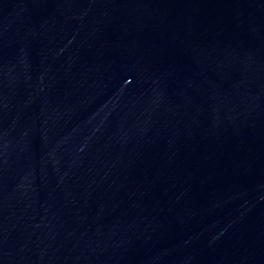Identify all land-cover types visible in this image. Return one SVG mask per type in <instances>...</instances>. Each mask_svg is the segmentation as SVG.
I'll use <instances>...</instances> for the list:
<instances>
[{
	"label": "water",
	"instance_id": "95a60500",
	"mask_svg": "<svg viewBox=\"0 0 264 264\" xmlns=\"http://www.w3.org/2000/svg\"><path fill=\"white\" fill-rule=\"evenodd\" d=\"M0 264H264V0H0Z\"/></svg>",
	"mask_w": 264,
	"mask_h": 264
}]
</instances>
